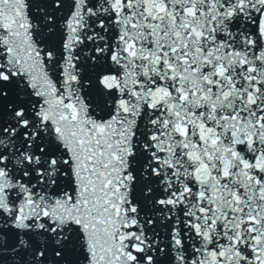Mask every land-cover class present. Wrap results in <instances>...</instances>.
Masks as SVG:
<instances>
[{
  "label": "snow or ice",
  "instance_id": "obj_1",
  "mask_svg": "<svg viewBox=\"0 0 264 264\" xmlns=\"http://www.w3.org/2000/svg\"><path fill=\"white\" fill-rule=\"evenodd\" d=\"M0 264H264V0H0Z\"/></svg>",
  "mask_w": 264,
  "mask_h": 264
}]
</instances>
